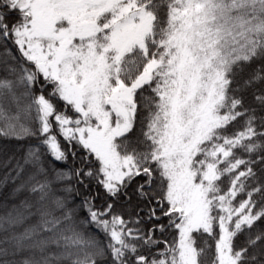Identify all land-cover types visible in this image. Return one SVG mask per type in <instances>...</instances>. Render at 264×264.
Instances as JSON below:
<instances>
[{"label": "snow or ice", "instance_id": "1", "mask_svg": "<svg viewBox=\"0 0 264 264\" xmlns=\"http://www.w3.org/2000/svg\"><path fill=\"white\" fill-rule=\"evenodd\" d=\"M0 264H264V0H0Z\"/></svg>", "mask_w": 264, "mask_h": 264}]
</instances>
